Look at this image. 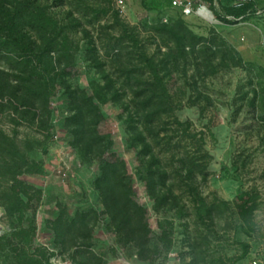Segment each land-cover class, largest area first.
I'll use <instances>...</instances> for the list:
<instances>
[{"label":"rangeland","instance_id":"1","mask_svg":"<svg viewBox=\"0 0 264 264\" xmlns=\"http://www.w3.org/2000/svg\"><path fill=\"white\" fill-rule=\"evenodd\" d=\"M33 1L46 8L77 48L75 62L62 73L66 80L89 94L95 84L112 83L108 101L101 104V131L112 136L111 152L126 161L133 198L146 209L150 243L142 255L135 241L115 230L96 187L103 161L87 157L73 144L65 126V89L58 85L49 103V130L0 108V130L42 163L40 173L21 176L41 190L40 197L32 191V207L23 218L22 226L36 225L27 251L43 264H78L84 256L88 264H264V106L259 100L264 97V0L256 18L236 25L213 13L186 17L170 6L148 10L141 0ZM238 2L214 1L219 10ZM165 18L169 23L183 18L199 36L217 37L219 45L209 50L202 42L183 52L159 31ZM127 33L137 38V45ZM122 35L126 38L117 55ZM141 52L159 65L169 96L163 107L143 106L148 94L137 92L145 86L138 89L132 81L128 85L126 72L144 66ZM0 67L10 70L11 64L0 57ZM58 71L63 67L54 75ZM138 77L151 80L146 69ZM156 110L159 114L148 121L146 115ZM131 124L151 144L148 155H140L141 146H131ZM30 143L35 147L30 149ZM150 164L167 176L165 186L157 189L159 199L144 179ZM1 172L0 198L9 183ZM242 192L250 193L255 204L249 224L243 223L236 199ZM82 214L86 223H78L64 246L57 238L56 221ZM18 225L0 199V237L10 238ZM13 240L0 252V264H14L21 253L23 244Z\"/></svg>","mask_w":264,"mask_h":264},{"label":"trees","instance_id":"2","mask_svg":"<svg viewBox=\"0 0 264 264\" xmlns=\"http://www.w3.org/2000/svg\"><path fill=\"white\" fill-rule=\"evenodd\" d=\"M141 2L148 10L172 7L171 0H141ZM208 4L215 17L229 25L253 20L258 13V4L255 0H247L241 5L225 6L223 10L216 8L214 0H209ZM116 15L118 16L117 13ZM158 29L169 40L175 42L183 52L188 47L195 50L202 42L206 43L203 45L209 50L218 44L215 36L205 38L196 34L183 18L170 23L167 19L158 26ZM127 37L134 42V45L138 44L133 34L127 33ZM125 38L126 36L122 35L117 41L116 46L121 48L117 55H121ZM75 49L77 48L60 28L59 22L43 6L33 0H0V57L11 64L10 70L0 67V108L11 109L23 122L49 130L50 99L58 85L64 87L69 111L65 126L73 137V144L87 157L102 159V172L96 180V187L101 193L106 212L111 216L115 230L127 241H135L136 248L143 255L150 243L146 209L133 198L126 161L111 152L112 136L101 131V125L105 122L101 104L108 101L112 83L107 81L104 85L95 84L92 94L80 87H73L62 73L75 62ZM95 50L90 48L91 52ZM217 53L216 49L214 54ZM231 53L229 51V54ZM139 56L144 66L126 72L128 85H130L129 81H132L138 89L145 86L137 92L138 95L148 94L143 106L163 107L167 104L169 96L164 79L160 75L159 65L144 52L139 53ZM231 57L235 58L233 54ZM237 58L239 63H242V57L238 53ZM94 59L100 72L105 73L103 64L98 58ZM58 67H63V71H58L54 75L53 72L58 70ZM145 69L150 73L151 80H142L138 77V73H145ZM119 97V94L114 93V98L119 99ZM259 100L264 106V97ZM256 103L257 99L254 101V104ZM158 114L159 110L152 111L146 115V119L151 121ZM129 120L133 123V116H129ZM20 121L17 123L20 124ZM130 129H132L131 146L134 148L141 146L140 155H148L152 151V146L147 137L134 124L130 125ZM34 147L35 144L30 143V149ZM0 162H2L1 173L9 182L0 199L3 201L7 215L17 219L21 224L15 227L10 238L0 237V252L13 245V239L17 238L23 245L20 249L21 253L15 256L12 263L43 264L42 260L26 249V244L31 243L35 235V223L31 222L28 227L22 226L24 215L32 207L31 201L34 197L32 191L37 192V196L40 197L41 190L21 179L24 174L40 173L42 163L31 159L14 138L1 130ZM190 172L194 171L190 169ZM166 177L165 173L153 169L152 164L146 169L144 179L151 195L156 199H159L157 189L159 186H165ZM236 199L243 223L249 224L255 209L252 195L242 192ZM85 220L86 214L71 219L63 217L58 219L55 223L58 240L66 246L67 235L76 231L78 223L84 225ZM84 258L85 261L78 264H86L89 257L84 256Z\"/></svg>","mask_w":264,"mask_h":264},{"label":"built area","instance_id":"3","mask_svg":"<svg viewBox=\"0 0 264 264\" xmlns=\"http://www.w3.org/2000/svg\"><path fill=\"white\" fill-rule=\"evenodd\" d=\"M246 1L247 0H239V2L236 4L241 5ZM171 5L173 8L180 9L182 15L186 17L192 16V15L202 16L204 9L206 8L205 0H171ZM229 18H232V17L229 16ZM164 21H167V19L165 18Z\"/></svg>","mask_w":264,"mask_h":264},{"label":"crops","instance_id":"4","mask_svg":"<svg viewBox=\"0 0 264 264\" xmlns=\"http://www.w3.org/2000/svg\"><path fill=\"white\" fill-rule=\"evenodd\" d=\"M208 1L209 0H205L206 8L204 9L202 16L204 15V16L209 17L210 13L212 14L211 9H210L209 4H208ZM255 1L257 2V4L260 3V0H255Z\"/></svg>","mask_w":264,"mask_h":264}]
</instances>
